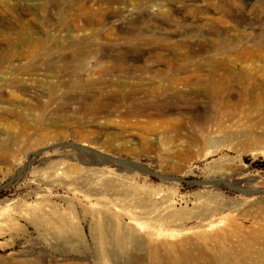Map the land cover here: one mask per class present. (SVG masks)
<instances>
[{"label": "rangeland", "instance_id": "obj_1", "mask_svg": "<svg viewBox=\"0 0 264 264\" xmlns=\"http://www.w3.org/2000/svg\"><path fill=\"white\" fill-rule=\"evenodd\" d=\"M263 4L0 0V264H178L264 237Z\"/></svg>", "mask_w": 264, "mask_h": 264}, {"label": "bare ground", "instance_id": "obj_2", "mask_svg": "<svg viewBox=\"0 0 264 264\" xmlns=\"http://www.w3.org/2000/svg\"><path fill=\"white\" fill-rule=\"evenodd\" d=\"M261 9H262V12H264V4L262 5ZM258 23L262 27H261V29L259 31H257L256 33H254V36H252L253 37L252 38V43L249 45V52H248L249 56L251 58H254V59L257 58V57H259V56H261L263 54V52L261 54V51L264 50V17H262L261 20ZM7 28L8 29H11V31H14L15 30V32H16V27H13L14 28L13 29L11 26H7ZM243 33H245V32H243ZM23 39L25 41H28L29 40V37L28 36H24ZM221 44H222L223 50L222 49H220V50L224 51V49H226V46H227L226 45V42H225V39L221 38V40L219 41V46ZM245 51H247V50H245ZM48 67L50 69L55 70L56 73L58 72V74L62 71L58 66H55L52 63H49L48 64ZM251 74H255V73H251ZM74 84H77V81H75ZM78 87H79V85H75V88L78 91H80L78 89ZM71 88H72V86H71ZM89 88H90V86H89ZM80 92H82V91H80ZM51 96H52V94H51ZM95 97H96V95L88 99V103H89L88 105L89 106L87 108V114H90L92 116V118L96 121L97 119H100L101 118V111L99 110V108H98V106L96 104ZM105 112H106V110H105ZM129 113H131V112H129ZM14 115L19 120H21L22 122H24V127L27 126L26 121H25V117H24V115H23V113L21 111H18L16 113H14ZM71 119H73V118L68 117L66 120H71ZM74 119L76 120V118H74ZM23 134L24 133H22V135ZM38 139H40V142L43 141L41 138H38ZM103 144H105V143H103ZM0 153L2 154V153H8V152L6 151V149H4L2 146H0ZM59 169L61 170V167ZM92 176H93V178L94 177L95 178L96 177L97 178L99 177L98 174H93ZM100 177H102V176H100ZM52 213H54V212H52ZM177 217H178V215L176 213H169L166 216L159 215V219L160 220H167V224H170V220L172 218H177ZM99 225H100V223H99ZM49 230H51V229H49ZM102 230H103V228H102ZM62 231H63V229H62ZM102 236H103V234H102ZM127 237H128L127 234H122V235H120V237H118L117 239H115V243L121 245V243H123L127 239ZM235 237H237V238H235ZM129 240H130V238H129ZM215 243H216L217 248L219 249V252H217L216 254L210 253V254H207L206 256H204L201 253V251H199V249H197V247H194L187 254H180L178 257H176V260H177L178 264H198L200 262H205L207 264H240L236 260L237 257H240L241 262H243V264H264V237L261 238L260 236H232V235H228L227 236L225 234L224 235L221 234V235H219L215 239Z\"/></svg>", "mask_w": 264, "mask_h": 264}, {"label": "trees", "instance_id": "obj_3", "mask_svg": "<svg viewBox=\"0 0 264 264\" xmlns=\"http://www.w3.org/2000/svg\"><path fill=\"white\" fill-rule=\"evenodd\" d=\"M256 167L260 168V169H264V162H255Z\"/></svg>", "mask_w": 264, "mask_h": 264}]
</instances>
